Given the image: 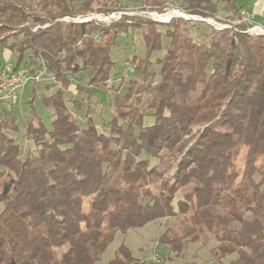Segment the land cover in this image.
<instances>
[{"label":"trees","instance_id":"1","mask_svg":"<svg viewBox=\"0 0 264 264\" xmlns=\"http://www.w3.org/2000/svg\"><path fill=\"white\" fill-rule=\"evenodd\" d=\"M184 1L187 14L215 18L216 0ZM244 1L225 0L232 18H241ZM62 2L43 0L36 11L27 0H0V56L7 51L14 70L43 71L42 82L58 85L41 98L50 127L35 115L24 124L33 153L23 157L0 121V264H102L116 233L167 219L178 231L165 230L158 244L175 255L213 240L216 262L264 264V36L243 33L244 24L238 32L211 28L199 45L187 20L66 23L59 19L90 12L93 0L75 12ZM161 26L169 45L151 62ZM131 28L145 45L144 58L132 59L137 77L124 93L113 89L107 132L89 106L79 125L66 91L107 93L111 52ZM103 264L145 262L121 244Z\"/></svg>","mask_w":264,"mask_h":264},{"label":"rangeland","instance_id":"2","mask_svg":"<svg viewBox=\"0 0 264 264\" xmlns=\"http://www.w3.org/2000/svg\"><path fill=\"white\" fill-rule=\"evenodd\" d=\"M32 4V8L38 11L43 0H27ZM56 1V0H46ZM85 0H63L62 3L69 6L73 11L78 10V5ZM217 1V13L215 23L228 25L238 29L237 26L244 24L247 29L249 25L240 19L232 18L231 14L226 9L225 0ZM243 2L238 3V5ZM257 0H248L242 9L250 19L252 25L262 26L264 20V14H258L259 4L254 7ZM186 2L184 0H93L91 4V11L86 12H75L72 16H64L59 19L62 22H76L90 19L86 22H97L99 24L108 25L112 21H122L123 16L126 17H137L139 19L151 20L154 22L166 25L169 22L182 23V21L188 22L189 34L196 44L206 45L208 37L211 34V28L207 24L195 26L192 25L194 21L185 18L184 16H173L169 20L156 19L155 14L161 15L171 13L172 10H179V13L189 15L184 11ZM107 9H113L109 13H103L102 11ZM201 17L197 15H191ZM204 19L210 17H202ZM28 24H26L27 26ZM28 27V26H27ZM37 28V27H36ZM161 33V50L154 52L150 56V61L155 62L162 58L169 45V39L165 36V27H159ZM217 31V30H215ZM116 47L111 52V59L114 63L113 69L110 73L109 82L106 84V91L98 90L92 94L90 99H86L85 95H78L75 88L71 85L66 91L65 100L70 113L77 119L79 125L85 122V110L89 106L92 110V118L94 119L97 127L103 132H107V128L104 129L103 125L106 124L112 117L113 107L112 99L115 93L114 88H117L118 92L124 93L128 87L127 82L137 77V74L133 70L132 59L135 57L137 60L142 59L145 56V45L142 39L141 32L137 29H128L126 32H122L118 35L116 41ZM14 63V58L9 56L7 51L3 52L0 56V65L4 62ZM158 68H156V74L158 75ZM78 74L71 75L73 82H79L77 78ZM43 81V80H42ZM139 83L141 80L139 79ZM58 85L49 86L46 82L39 83H28L21 90L17 92L16 103L11 107L0 106V121L5 122V132L15 139V141L22 148V156L25 157L28 153H33L34 147L31 142L28 141L24 134V124L28 118L32 115L37 116L41 119L46 127H50L51 114L42 105L41 98L49 96L55 92ZM146 98L144 94L143 99ZM82 99V108L77 111L73 108L74 100ZM11 115L10 119L13 122H6L7 116ZM5 119V120H4ZM153 119L146 117L145 123L151 124ZM152 164L158 165L159 167L166 168L171 160L163 164L158 163L156 160L151 161ZM2 204H0V212L2 210ZM170 229L172 231H178V225L172 220H161L154 221L146 224L142 228L136 230H130L125 235L116 233L112 243L106 248L105 252L101 257V263H106L114 257V253L117 248L123 244L131 251L134 258L145 262V264H228V261L232 257L223 259L220 263L216 262L210 255V249L216 245L215 241H209L206 245L201 243L189 244L186 252L175 255L171 253L167 247L158 244V237L165 230ZM61 251H58L60 254Z\"/></svg>","mask_w":264,"mask_h":264},{"label":"built area","instance_id":"3","mask_svg":"<svg viewBox=\"0 0 264 264\" xmlns=\"http://www.w3.org/2000/svg\"><path fill=\"white\" fill-rule=\"evenodd\" d=\"M179 10H172V12ZM181 13V12H180ZM176 16H184L187 19H190L194 22H202L211 27H214L213 24L216 25L215 30L224 31V30H232L233 32H238L234 27H230L228 25H222L215 23V19L207 18L204 19L202 17H196L191 15L179 14ZM240 20L247 23L249 27L243 31L248 35H263L264 36V28L260 25H252L250 17L243 11H240ZM156 17V15H155ZM90 19L77 21L78 23L89 21ZM169 20V19H168ZM63 21V20H62ZM44 76V72H37L32 74L27 68L20 67L14 70L13 64L6 61L0 67V106L11 107L16 103V95L19 90H21L28 83H39L42 82Z\"/></svg>","mask_w":264,"mask_h":264},{"label":"bare ground","instance_id":"4","mask_svg":"<svg viewBox=\"0 0 264 264\" xmlns=\"http://www.w3.org/2000/svg\"><path fill=\"white\" fill-rule=\"evenodd\" d=\"M181 13H179L178 11H174V12H171V13H166V14H161V15H156V19H159L161 21L163 20H168L169 18L173 17V16H176V15H179Z\"/></svg>","mask_w":264,"mask_h":264},{"label":"crops","instance_id":"5","mask_svg":"<svg viewBox=\"0 0 264 264\" xmlns=\"http://www.w3.org/2000/svg\"><path fill=\"white\" fill-rule=\"evenodd\" d=\"M248 0H245L243 3H246ZM257 4H259V8H258V14H264V0H257V3H255L254 7L257 6ZM232 16V15H231ZM1 64V63H0ZM1 67V65H0Z\"/></svg>","mask_w":264,"mask_h":264}]
</instances>
